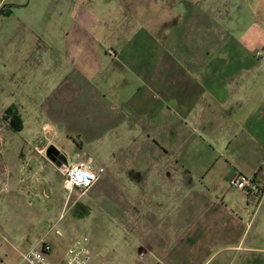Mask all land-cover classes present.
I'll return each instance as SVG.
<instances>
[{"label":"rangeland","instance_id":"374dc122","mask_svg":"<svg viewBox=\"0 0 264 264\" xmlns=\"http://www.w3.org/2000/svg\"><path fill=\"white\" fill-rule=\"evenodd\" d=\"M256 2L0 0V127L2 117L9 125L1 130L0 159L14 171L23 146L52 145L65 153L68 163L77 154L91 159L98 173L86 196L58 224L63 237L53 247V262L62 260L74 240L85 234L90 238L92 264H150L154 260L141 249L143 240L157 241L172 229L190 236L199 230L183 228L188 219L195 226L200 217L195 207H180L176 214L175 206L158 195L157 182L147 187L148 200L139 206L132 201L136 196L132 186L142 193L147 186L139 174L148 173L153 165L158 169L164 149L186 164L185 171L210 164L211 175L255 177L259 189L248 195L233 187L230 179L216 180L228 196L229 210L244 221L243 248L225 250L237 237L235 225L228 229V237L225 230L207 224L197 231L202 233L198 246L187 248L178 242L171 247L184 253L179 264H206L211 254L215 255L207 264H245L260 255L252 248L264 253V127L249 136L245 126L253 114L264 110V80L256 79L259 71L251 72L247 80L242 76V84L236 81V101L227 110L215 101L214 117L207 124L184 112L186 117L158 112L164 93L183 95L179 82L184 79L186 89L192 78L190 59L197 50L204 55L209 48L246 45L264 70L260 32L254 27ZM75 4L90 19L88 47L78 58L67 50L71 41L68 15ZM131 44L138 47L137 52L118 54ZM161 83L163 88L158 87ZM204 85L198 83L201 97L210 93ZM137 98L144 99L145 105L133 104ZM12 119L21 128L12 129ZM46 176L54 199L62 205L68 192L63 177L49 170ZM158 198L164 202L161 210L154 205ZM4 216L0 240L7 238L13 247L2 243L0 257L6 264H18L20 253L30 250L24 241L35 231L30 232L32 222L21 219L22 212Z\"/></svg>","mask_w":264,"mask_h":264},{"label":"crops","instance_id":"0c3cea01","mask_svg":"<svg viewBox=\"0 0 264 264\" xmlns=\"http://www.w3.org/2000/svg\"><path fill=\"white\" fill-rule=\"evenodd\" d=\"M80 10V5L75 4L74 10L68 15L71 21L69 31L71 41L68 39L70 42L67 50L70 54L76 55V58L82 55L88 47L86 34L90 19L86 14L80 13ZM253 18L254 27L260 32L261 50L264 51V0H257ZM94 49L96 48L94 47ZM137 49L138 47L131 44L122 48L118 54L127 56L137 52ZM209 49L210 52L204 55L200 50H197L195 56L190 59L192 78L188 81L189 83H187L186 89V81L182 79L179 82L184 89L183 95L177 98L175 95H171V93H164V96L162 95L164 104L162 103V107L158 108V112L163 114L174 113L178 115V117H186L182 114L184 112L187 113L189 117L192 116L193 119L202 124H204L202 119H205V124H207L208 120L210 122L214 117L215 101L219 102L220 108L223 110H227L229 104L236 101L234 99L237 95L235 93L236 85H239L236 81H240V84H242V76L245 75L244 80H247L251 72L255 73L259 71L258 74H261V76L256 79L260 82L264 80V78L261 79L262 75H264V70L261 68L262 63H257V54L253 51L251 52L248 46H240L237 44L220 49L215 47ZM140 66L141 65L137 68L142 69ZM257 82L258 81L255 83L257 84ZM198 83H200L201 87L206 84V87L210 91L207 97L200 96ZM158 87L161 88L162 83L159 84ZM136 94L137 93H135L134 96ZM137 103H139V105H145L144 99H138L133 104ZM237 106L240 107L242 104ZM4 117H6V114ZM262 121H264V110L259 111L258 115L253 114L252 117H250L249 121L245 124L247 129L246 133L249 134V136L257 133L256 131L264 127V125L261 124ZM3 126L9 127L8 123L3 122L2 117L0 127V157L3 156V137L1 134ZM19 128H21L20 125ZM168 144L169 142L166 143V145ZM46 146L47 145L33 147V144L23 146L18 164H16L14 171L7 163L0 159V218H5L4 215L10 213L16 214L22 212L24 216H21V219L26 221L27 224L32 222L31 225L29 224L30 232L33 233V231H35V234H32L31 238L27 236L28 239L26 238L27 240L24 241V246L30 250L42 240L50 244L52 248L55 246L56 241L60 238L56 236L55 230H57L58 224L60 223L59 215L65 209L66 198L68 197L67 192V195L63 198L62 205L54 199L53 186L51 185V180L46 176V171L58 172L63 177L62 168L56 167L47 159L45 154V150L47 149ZM163 155L164 159L161 161L160 165L158 164V169H154L155 165H153L148 173L139 174L138 178L141 179L143 185L145 183L147 186L142 193L138 190L137 186L133 185L132 188L136 192V196L132 201L136 206H139L142 200H148L145 198L148 194L147 187L157 182L159 188L158 195L161 194L163 198L166 197V202L169 203L170 206H175L176 214L180 211V207H195L196 212L200 213V217L195 220L196 228L194 223L188 222L190 219L187 220L183 228L186 229L190 226L192 231L196 229L199 230H196L195 233L190 236L184 234L182 229L180 232L176 229H172V231L169 232L170 234H160L157 241L143 240L140 243L142 245L141 249L144 250L145 255L150 253L151 258L154 260V262L150 264H161L165 262V260H167L169 264H179V261L184 257L183 251L180 250L176 252L174 250L171 251V249L178 242L187 248H192L194 245L198 246L202 233H198L197 231L204 229L207 224H214L216 228L225 230L228 237L230 236L228 229L231 228V225H235L238 228V231L236 230L237 237L230 241L232 244H228L225 250L227 252H240L243 248V238L240 237L243 232L244 221L235 218L234 214L229 210L226 202L228 196H224L225 193L221 189L220 184L218 182L215 183V181L219 180L221 177L223 182H227L233 177L241 176V174H235L234 176L231 174V177L229 173H225V169H227L225 168L222 170L225 174L220 173L218 177H215L213 174L211 175V170L209 169L210 164L198 170H195V168L194 170L189 169L185 171L184 167L186 164L181 163V159L178 158V156L168 153L166 149H164ZM227 165H229V162H227ZM93 169L96 171V168L93 167ZM253 173L257 176H262V174H259L260 171H254ZM208 177L209 179L206 180ZM205 182H213V184L205 186ZM63 188L67 191L64 178ZM213 194L216 195L215 198ZM158 199L161 200L156 201L154 205L161 210L164 202L162 198ZM184 200H186V202H184ZM247 214H249L248 211ZM247 214L245 216H247ZM130 223H132L131 220ZM38 230H40V232H38ZM53 234H55L54 236L56 237L54 239L51 238ZM162 242L168 243L164 244ZM2 243L9 244L13 247V244L5 237L0 240V246H2ZM141 249H139V251ZM252 249L258 250L255 251L254 254L257 253L260 255L254 257L255 259L253 262L248 260L245 264H264V253H260L257 248ZM25 253L27 252H21L20 256ZM214 255L215 254H211L208 261L212 259ZM235 255L236 254H233L232 256L235 257ZM243 260H245V258ZM141 263L144 264L145 262ZM238 264H240V262Z\"/></svg>","mask_w":264,"mask_h":264},{"label":"built area","instance_id":"2783aa9c","mask_svg":"<svg viewBox=\"0 0 264 264\" xmlns=\"http://www.w3.org/2000/svg\"><path fill=\"white\" fill-rule=\"evenodd\" d=\"M65 188L68 191L65 209L59 215L61 221L66 213L84 196L98 178V173L93 169L91 159L85 160L77 154L72 162L62 167ZM230 184L248 195L258 192V184L255 177H233ZM58 237H63L59 230H55ZM89 236H78L69 246L64 258L58 262L50 259L53 248L44 240L40 241L33 249L21 255L18 264H92L93 260L88 252ZM0 264H6L0 258Z\"/></svg>","mask_w":264,"mask_h":264},{"label":"water","instance_id":"95a60500","mask_svg":"<svg viewBox=\"0 0 264 264\" xmlns=\"http://www.w3.org/2000/svg\"><path fill=\"white\" fill-rule=\"evenodd\" d=\"M54 151L61 154L60 151L57 148H55L54 146L51 145V146L47 147V149L45 150V154H46L47 159H49V161L51 163H53L58 168H62L63 166H66L68 164L66 157L63 154H61L62 157L64 158V163L62 165L61 163L56 162L55 157L52 155Z\"/></svg>","mask_w":264,"mask_h":264},{"label":"flooded vegetation","instance_id":"af4514ba","mask_svg":"<svg viewBox=\"0 0 264 264\" xmlns=\"http://www.w3.org/2000/svg\"><path fill=\"white\" fill-rule=\"evenodd\" d=\"M60 153L63 154V155L66 157L65 153H63L62 151H61ZM61 154H59V153H57L56 151H54L52 155L55 157L56 162L61 163V164L63 165V163H64V158L62 157ZM66 160H67V158H66ZM67 163H68V161H67ZM68 164H69V163H68ZM68 164H67V165H68ZM63 167H64V166H63Z\"/></svg>","mask_w":264,"mask_h":264},{"label":"trees","instance_id":"16d2710c","mask_svg":"<svg viewBox=\"0 0 264 264\" xmlns=\"http://www.w3.org/2000/svg\"><path fill=\"white\" fill-rule=\"evenodd\" d=\"M8 114H6V117H7ZM14 119H12V124H11V127L18 130L19 128V123H16L15 121H13Z\"/></svg>","mask_w":264,"mask_h":264}]
</instances>
